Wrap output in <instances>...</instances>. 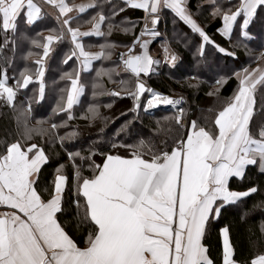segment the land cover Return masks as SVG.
Listing matches in <instances>:
<instances>
[{
    "label": "snow or ice",
    "instance_id": "obj_1",
    "mask_svg": "<svg viewBox=\"0 0 264 264\" xmlns=\"http://www.w3.org/2000/svg\"><path fill=\"white\" fill-rule=\"evenodd\" d=\"M89 9L84 20L80 14ZM127 9L143 15L135 22L121 18ZM166 14L190 32L162 33L158 24ZM49 19L54 26L47 35L27 37V29ZM209 20L219 22L215 32L225 43L206 30ZM81 23L89 25L87 31ZM256 25L264 31V0H195L194 5L192 0H0V115L14 121V131L0 138V206L7 209L0 211V264H264V219L258 233L248 228L255 239L243 258L231 226L217 227L229 209L254 194L264 196V44L255 52L248 44ZM115 32L130 41L111 40ZM22 36L42 52L29 50L23 59H32L34 67L17 69ZM86 37L103 42L86 45ZM161 37L162 59L150 49ZM172 43L192 51L196 69L212 67L210 53L217 62L238 60L240 48L256 66L218 76L206 95L220 106L206 110L211 119L203 112L193 118L184 95L148 84L161 66L177 68L181 57ZM60 44H67L61 62H72L59 77L67 82L64 87L46 81V58ZM119 47L125 51L113 59ZM232 77L236 88L222 97L221 88ZM105 78L117 88L108 89ZM205 83L197 71L185 76L182 86L199 92ZM89 85L91 102L78 116ZM49 91L51 111L35 118L33 104ZM104 96L111 102L102 103ZM125 97L131 101L120 113L126 119L110 135L105 128L119 117L106 116L101 108L111 109L115 99ZM161 105L171 111L157 117L153 110ZM78 119L97 128L95 139L82 135L73 123ZM54 158L53 171L45 176L43 169ZM256 210L264 214V199L243 210L240 220L247 223ZM213 231L220 242L216 256L205 243Z\"/></svg>",
    "mask_w": 264,
    "mask_h": 264
},
{
    "label": "trees",
    "instance_id": "obj_2",
    "mask_svg": "<svg viewBox=\"0 0 264 264\" xmlns=\"http://www.w3.org/2000/svg\"><path fill=\"white\" fill-rule=\"evenodd\" d=\"M119 2V0H117ZM193 5L195 4V0H192ZM169 10H165L168 13ZM143 15L141 11L134 10V9H127L125 12L120 14V17H128L131 21L135 22L138 18ZM84 20H87V15H82ZM82 27H87L88 24L81 23ZM54 26V21L49 19L47 23L41 24L37 23L31 29H27V37H35L37 32H42L43 35H47L46 29L48 27ZM73 26H76L75 24ZM158 26L160 29H163L167 36L171 37L174 31H184L190 32L187 26L183 25L182 22L176 21L173 22L172 15L166 14L164 15V20L160 21ZM219 26V22L215 20H209L206 22L205 27L206 30L212 35L218 42L225 43L224 39L219 36L218 33L215 32V28ZM23 30V26H22ZM252 35L254 39L249 41V47L255 51L260 50V45L264 44V31L261 30L259 25L252 27ZM111 40L117 42L118 44L128 43L131 39L129 35H125L121 32H115ZM0 42H2V37H0ZM103 42L100 38H92L88 41L89 44H99ZM172 48L177 51L180 55L181 60L178 63L177 68L169 69L168 66H161L159 75L153 76L151 79L148 80V84L157 90L161 91L164 94H177L178 92L183 94L189 99V103L192 107V115L193 118L199 116L202 112L208 116L209 119L212 118V113L206 112L208 108H218L220 106L219 101H215V98L208 97L206 92L211 90L212 86L214 85V81L220 75H231V71L238 70L242 66H248L249 64L252 67L256 66V62L245 53L243 48L237 49V54L239 59L238 60H220L217 62L216 54L210 53L209 56V64L212 67H201L199 69L194 68V61L192 58V51L188 48L184 47L183 44L177 45L172 43ZM98 48V47H96ZM124 49L123 47L117 48L116 52L119 50ZM31 50L33 52L40 51V49H36L30 43V39L25 37H20L17 39L16 45V53H15V67L17 69H22L26 64L30 67H34L32 59L25 61L23 57L27 55L28 51ZM194 51V48L192 49ZM67 51V44H60L58 45L52 53H50V58H46L48 68L46 70V81L49 85H51L52 81H58L57 87H64L67 82L60 81L59 77L62 72L69 71L72 68V62L70 61L67 65L63 64L61 61L63 59V52ZM7 55H12L11 52H7ZM115 59V57L113 58ZM94 65L97 67L100 66V62H96ZM104 66L108 67L109 62H104ZM199 71L201 74V79L207 81V83L201 85V90L199 92H195L190 90L186 87H183V80L185 76L194 74L195 72ZM12 69H9V74H11ZM94 76V72L92 73ZM85 81H90L91 77L87 74H84ZM106 82V78H105ZM236 80L235 77H232L228 80V82L223 85L221 88V95L222 97H229L233 93L236 88ZM116 84L114 83H107L106 87L110 89L112 86ZM29 95L31 92L29 91ZM99 100L102 103H109L111 102V98L108 96L100 97ZM91 102V88L90 85L86 89L85 94L81 98V105L77 106L76 111L77 115L83 111ZM54 104V96L52 95L51 91L48 92L46 99L41 101L39 104H33V116L35 118H45L51 111V107ZM131 106V102L126 99H115L113 106L111 109L101 108V111L104 115L110 117H119V119L108 123L107 127L105 128V132H108L110 135L115 132L117 128L120 127L121 124L124 123L126 117L121 116L120 113L126 111L127 108ZM169 111H157L155 115L157 117L167 114ZM127 118H131V114L128 115ZM34 122V121H33ZM149 122V118H146L144 124L147 125ZM75 124H79L82 135L84 137H91L92 139L96 138L97 135V128H86L85 121L83 120H76L73 121ZM138 127H140L138 125ZM14 131V121L11 119L10 114L8 115H0V138L4 137L6 133ZM144 131L147 132V128H144ZM86 146V145H85ZM51 154V153H50ZM59 159L63 160L64 157L61 156ZM56 163V158H54L44 169V175L49 176L51 175L53 168ZM234 186H236L234 184ZM264 199V196L261 194H254L252 197L247 198L245 204H242L240 208L229 209V211L225 212L224 215L221 217L220 223L217 227L224 226V224H228L231 226L232 237L235 241L237 253L238 255L243 258L245 256H249L251 251L253 250L252 245L250 243L251 240H254L255 237H250V233L248 228L251 227L253 231L258 233V226L259 221L264 219V214H262L259 210H256L250 217H248L247 223L242 222L240 220V214L243 210L249 209L252 205L260 200ZM206 244L211 246V253L213 256H216L220 251V242L217 238L216 231H213L211 237L205 241Z\"/></svg>",
    "mask_w": 264,
    "mask_h": 264
},
{
    "label": "crops",
    "instance_id": "obj_3",
    "mask_svg": "<svg viewBox=\"0 0 264 264\" xmlns=\"http://www.w3.org/2000/svg\"><path fill=\"white\" fill-rule=\"evenodd\" d=\"M73 2H75V3H87V2H89V0H73ZM92 11H93V10L89 9L87 13H83V14H80V15H81V16H82V15H87L88 18H89V16L92 14ZM138 11H141V12H142V10H138ZM142 13H143V12H142ZM88 18H87V19H88ZM163 20H164V16H163V18L161 19V21H163ZM88 28H89V25H88L87 27H82V25H81V31H87ZM158 28H159V30H161L159 26H158ZM92 38H96V37H86V38H84V42H85V44L88 45V44H89L88 41H89L90 39H92ZM90 50H91V51H98L99 49L96 48V47H92ZM152 54H153V53H152ZM96 62H97V61H94L93 63L95 64ZM81 98H82V97H81ZM0 211H7V209L4 208L3 206H0Z\"/></svg>",
    "mask_w": 264,
    "mask_h": 264
},
{
    "label": "rangeland",
    "instance_id": "obj_4",
    "mask_svg": "<svg viewBox=\"0 0 264 264\" xmlns=\"http://www.w3.org/2000/svg\"><path fill=\"white\" fill-rule=\"evenodd\" d=\"M160 31H161L162 33H164L165 35H167V34L164 32L163 29H161ZM162 39H163V37L158 38L156 41H153V43L150 45V49H151L153 55H154V56L157 55V57H158V58H161V59H162V56L160 55V51H161V48H160V41H161ZM122 51H125V49H122V50L117 51L116 54H117L118 52H122ZM115 59H116V56H115ZM115 88H117V85L112 86L110 89H115ZM187 100H188V103H189V99H188V98H187ZM189 105H190V103H189Z\"/></svg>",
    "mask_w": 264,
    "mask_h": 264
},
{
    "label": "built area",
    "instance_id": "obj_5",
    "mask_svg": "<svg viewBox=\"0 0 264 264\" xmlns=\"http://www.w3.org/2000/svg\"><path fill=\"white\" fill-rule=\"evenodd\" d=\"M119 53L120 52H118L117 54H116V58L119 56ZM156 57H157V55H156ZM178 94H181V93H177V94H174V95H178ZM169 95H171V94H169ZM183 95V94H182ZM186 97V96H185ZM187 98V97H186ZM123 99H126V100H129L130 101V99H128L127 97H125V98H123ZM131 102V101H130ZM161 110H166V111H171V109H170V106H164V105H161V106H158V108H156V109H154L153 110V112L154 113H156L157 111H161Z\"/></svg>",
    "mask_w": 264,
    "mask_h": 264
}]
</instances>
